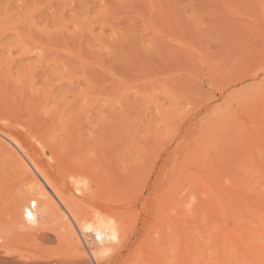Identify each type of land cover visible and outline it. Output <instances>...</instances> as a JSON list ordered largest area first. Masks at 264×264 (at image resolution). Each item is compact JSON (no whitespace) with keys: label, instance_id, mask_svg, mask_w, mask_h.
<instances>
[{"label":"rangeland","instance_id":"1","mask_svg":"<svg viewBox=\"0 0 264 264\" xmlns=\"http://www.w3.org/2000/svg\"><path fill=\"white\" fill-rule=\"evenodd\" d=\"M2 122L120 216L103 264L264 259V0H0ZM1 144L0 264H94L15 221L40 176Z\"/></svg>","mask_w":264,"mask_h":264},{"label":"bare ground","instance_id":"2","mask_svg":"<svg viewBox=\"0 0 264 264\" xmlns=\"http://www.w3.org/2000/svg\"><path fill=\"white\" fill-rule=\"evenodd\" d=\"M12 128L13 127L10 126V124H7V122L0 123V138H1L0 141L3 144L7 143L8 147L3 146L2 144L1 145L5 147V149L8 148L10 152H13L15 154L14 156L19 160V163H22V165H24L23 160L25 159L27 164L30 166V169L33 170V172L39 174L40 176L38 177L39 179H36L34 176H32L34 173L31 174V172L29 171L31 175L30 183L28 187L29 192L24 193L26 194L25 199L19 205V211L17 209L18 212L16 214L17 220L15 221H18L19 224H23V226L29 230L28 233L30 235L33 232L35 234V231H40L42 229H45L52 222L54 223L56 221L57 224L54 223L55 227L53 228L58 229L57 238H56L58 243H60V245L67 247L66 249H68L69 254L75 258L84 259V257H86L85 253L82 251V246H83L82 242L84 241L83 240L84 234L82 237V233H86V235L87 233H91L93 241L86 247L87 248V250L85 249L87 251L86 254H88L90 261H92L94 264H103L101 261L103 258L101 259V257L110 255L116 250L118 251L119 249L118 245L124 237L125 225L122 222L120 216L113 211L104 210L103 212L98 211L92 214V218H91L90 212H88L87 210V206H88L87 201L85 200L86 201L85 202L83 199L84 197H80L77 194V192L74 191V189L77 191H82L81 190L82 188L80 189L79 185L76 184L78 183V179H74L72 183L71 182L68 183L62 177H61L62 180H60L58 177L50 174L48 171L49 169H46L43 165H41L38 162V159H36L37 156L35 151L34 150L32 151L30 150L31 152L29 151L30 148L27 147V142H26L28 140L27 138L28 136L26 137L23 134L15 133L13 131L14 129ZM30 144H32L33 146V143L30 142ZM10 152L9 154H11ZM22 156L24 158L23 160H22ZM24 166H25L24 168L27 169L26 164ZM26 172L28 173V171ZM26 176L27 175H25V177ZM177 191H176V195H174L176 196V199L178 197ZM174 196H173L174 200H172L173 202L171 201L173 203L172 205L173 207H175V205L178 207L180 200H175ZM215 206H216L215 210H217L218 207L217 205ZM177 207H175V210L179 209ZM64 218L67 221H64ZM2 227H0V247L2 246L7 247L10 244L9 241H8L9 244L7 243L8 245H4V244H6L7 239L9 237L6 232V229L4 230V228ZM53 228L51 227V230ZM75 228H77L79 232H81L80 233L81 237H79L78 234L76 235ZM113 237H115V239H113ZM79 238H81L82 242H80ZM145 238H146L145 240H147V237ZM144 247L142 244V248ZM4 248H2V250H4ZM142 248L141 250H143ZM144 249L146 250V247ZM148 252L149 251H147V253L144 252V254L147 255L149 254ZM262 253L255 252L253 254V258H252L253 264H264V259L261 257ZM70 255L67 258H69ZM223 255H225V251H223ZM225 257L221 258L222 261L221 264H224L223 260H225ZM250 258L249 260H251Z\"/></svg>","mask_w":264,"mask_h":264},{"label":"snow or ice","instance_id":"3","mask_svg":"<svg viewBox=\"0 0 264 264\" xmlns=\"http://www.w3.org/2000/svg\"><path fill=\"white\" fill-rule=\"evenodd\" d=\"M29 216H30V214H29ZM113 239H115V237H113Z\"/></svg>","mask_w":264,"mask_h":264}]
</instances>
